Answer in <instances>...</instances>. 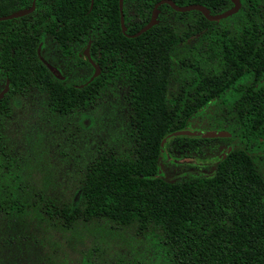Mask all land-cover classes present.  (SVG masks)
I'll use <instances>...</instances> for the list:
<instances>
[{
    "label": "trees",
    "instance_id": "16d2710c",
    "mask_svg": "<svg viewBox=\"0 0 264 264\" xmlns=\"http://www.w3.org/2000/svg\"><path fill=\"white\" fill-rule=\"evenodd\" d=\"M156 1L122 0L126 33L147 22ZM172 1L198 3L210 13L231 5L228 0ZM239 1V9L219 21L160 4L156 24L127 37L120 31L118 0H0V15L15 3L34 2L29 14L0 20V78L8 82L2 112L6 94L31 86L46 93L57 114L86 109L111 80L121 78L127 87L133 145L125 153H96L78 187L83 206L73 204L68 214L120 225L133 219L153 224L174 264H264L259 169L264 158V0ZM129 7L136 18L129 16ZM165 11L185 23H164ZM232 16L233 32L224 22ZM46 35L66 53L78 45L81 52L88 44L98 75L89 80L91 73L78 84L56 79L39 57ZM212 110L221 112L225 127L220 130L228 132L221 137L231 140L214 157L213 173L173 182L160 178L162 138ZM196 137L209 141L217 136L178 135L165 141ZM14 195L10 185L0 182V215L22 212Z\"/></svg>",
    "mask_w": 264,
    "mask_h": 264
},
{
    "label": "rangeland",
    "instance_id": "374dc122",
    "mask_svg": "<svg viewBox=\"0 0 264 264\" xmlns=\"http://www.w3.org/2000/svg\"><path fill=\"white\" fill-rule=\"evenodd\" d=\"M28 4L15 3L8 12ZM129 9L131 19L136 18ZM164 13L166 24L185 23ZM224 22L233 32L236 16ZM79 48L66 53L46 35L39 57L56 79L78 84L92 73ZM220 114L206 112L187 129H224ZM129 115L121 78L106 84L92 105L69 114L51 111L46 93L35 86L6 94L5 109L0 110V182L12 187L22 212L0 215V264H174L153 224L133 219L120 225L95 216L82 220L67 212L73 204L82 208L78 187L86 164L98 151L120 154L131 149ZM230 142L221 136L209 141L168 139L158 158L159 177L167 182L207 178L214 171L217 152ZM259 169L264 177V158Z\"/></svg>",
    "mask_w": 264,
    "mask_h": 264
},
{
    "label": "water",
    "instance_id": "95a60500",
    "mask_svg": "<svg viewBox=\"0 0 264 264\" xmlns=\"http://www.w3.org/2000/svg\"><path fill=\"white\" fill-rule=\"evenodd\" d=\"M231 5L227 9L220 11V12H215V13H210L209 9L206 8L205 6L198 4V3H188V4H183V5H177L175 4L172 0H158L156 1L151 9L149 18L147 22L142 25L138 30L135 32L128 34L126 33V27L124 25L123 21V15H122V0H118V12H119V26H120V31L122 34H124L127 37H135L148 28H150L152 25L156 24L157 22V15H158V6L160 4H166L168 5L172 10L177 11V12H184V11H189V10H195L198 11L206 20L208 21H219L220 19L226 18L232 14H234L240 7V1L239 0H228ZM91 3V0H90ZM34 9V2H31L29 6L27 7H21L18 9H15L11 12H8L7 14L0 15V20H7V19H12V18H17L21 17L23 15L29 14L32 12ZM87 46L86 44L84 48L81 50V52L84 54L86 60L92 67V74L89 77V80L94 78L95 76L98 75L99 73V66L90 58L88 52H87ZM8 88V82L5 80V83L3 85V88L0 90V99L3 96V94L7 91ZM202 134L203 136L207 137H213V136H228V132L224 130H207L203 133H201L198 130H190V129H179L175 130L169 134H167L166 137L169 136H178V135H188V136H197ZM166 137L162 138L160 142V146L163 145V142L165 141Z\"/></svg>",
    "mask_w": 264,
    "mask_h": 264
},
{
    "label": "flooded vegetation",
    "instance_id": "af4514ba",
    "mask_svg": "<svg viewBox=\"0 0 264 264\" xmlns=\"http://www.w3.org/2000/svg\"><path fill=\"white\" fill-rule=\"evenodd\" d=\"M4 83H5V80H4V82H3V85H4ZM2 88H3V86H2ZM2 88H0V90H1ZM7 90H8V88H7ZM6 92H7V91H6ZM6 92H5V93H6ZM5 93H4V94H5ZM4 94H3V96H4ZM3 96H2V97H3ZM2 97H1V98H2Z\"/></svg>",
    "mask_w": 264,
    "mask_h": 264
}]
</instances>
